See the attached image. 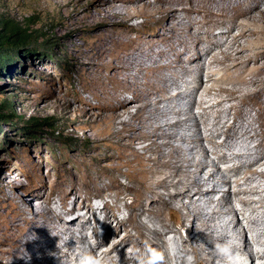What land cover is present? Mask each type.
Wrapping results in <instances>:
<instances>
[{
	"label": "bare ground",
	"instance_id": "obj_1",
	"mask_svg": "<svg viewBox=\"0 0 264 264\" xmlns=\"http://www.w3.org/2000/svg\"><path fill=\"white\" fill-rule=\"evenodd\" d=\"M91 1L86 9L75 15L69 26L78 29L101 25L113 27L116 24L128 26L129 21L140 14L138 8L142 9L145 5L141 0L139 5L130 4L134 0ZM207 5H218L209 9L213 17H206L188 27L176 18L181 6L166 2L158 7L162 17L154 21L159 27L167 29L164 36L128 40L125 50H116L126 41L122 38L124 35L114 36L115 29L102 35L92 31L97 38L92 46L95 44L101 52L84 55L96 62L89 72L100 75L101 67L108 65L111 67L107 75L110 80L121 82L122 77L127 80L120 89L106 86L102 95L95 92L94 97L101 101L100 112L92 117L90 124L91 136L95 140L112 141L123 148L120 157L115 155L117 163H113L111 170L115 178L130 177L131 183H125L130 185L129 192H110L113 203L106 199L103 206L99 205L97 209L105 213L109 228L105 240L110 238L114 223L120 229L117 238L122 231L125 236L100 250L99 243L89 242L86 234L90 232L85 225H82L84 234L80 235L76 224H72L78 217L71 215L72 209L66 202L60 208L54 207L51 201L41 200V195L34 192L28 197H20L23 206L0 239V264H83V261L97 258L99 264H171L168 259L176 258V253L172 254L167 249L166 236L171 228L169 214L177 216L182 227L189 224L187 234L191 237L190 245L194 248L197 264H213L218 257L226 264H239L244 253L253 260L251 264H257L261 256L263 260L260 264H264V242L260 240L264 234V227L261 226L264 219V76L249 73L248 78L245 72H232L226 68L228 61H255L257 67H264V0H207ZM207 22L212 23V27L205 29ZM229 22L232 26L226 31H213L215 27ZM236 27H241L242 31L234 34ZM203 34H207L206 39ZM231 34L234 39L228 44L227 36ZM243 39L253 44V48L243 46ZM177 43L180 49L176 48ZM171 52L175 58L170 57L164 62ZM245 52H250V55H243ZM198 59L204 60L203 65L195 70L191 64ZM207 63L218 65L217 68L221 66L223 72L218 75L219 78L215 77L218 72L208 65V77L214 81L210 86H205L203 79ZM178 68L187 75L195 74L187 82L188 90L180 87ZM167 69L172 70V78L165 75ZM262 73L264 69L259 74ZM141 75H144V82ZM226 79L231 81V86H216L218 80ZM251 86H254L253 90L249 89ZM174 90L177 92L173 93ZM213 91H216V97L208 99ZM127 92L132 93V99ZM255 97L259 98L256 103L250 101ZM188 98L193 103L186 109L184 105ZM196 101L202 109L199 114L193 111ZM173 103L182 107L174 108ZM245 105L257 110L255 115L243 113ZM232 111L239 119L235 117L233 121H222L221 114L226 112L230 115ZM203 116H213L215 124L222 123V131L210 136L202 135L200 118ZM256 123L260 129L254 126ZM238 125L239 131L230 134V130L237 129ZM222 135H225L222 142L215 140L214 137ZM205 140L233 152H214L217 156L209 161L211 150L205 145ZM241 143L246 144L244 149L240 147L235 151L233 145ZM186 144H190V148ZM220 163L229 166L222 168ZM194 164L198 165L196 171H192ZM122 166L128 167L127 172L121 170ZM232 173L240 174V177L232 181ZM223 186L228 187V196L226 199L217 198ZM100 194L99 197L104 198L103 192ZM129 195L133 196V201L124 206L129 209V216L121 219V203ZM254 195L263 198L256 199L252 197ZM236 201L242 204L240 208ZM43 202L48 206L42 207ZM212 204H216L217 210L209 211L208 218L206 210ZM225 204L229 205L228 211L223 209ZM115 208L119 209V214L113 213L110 217L109 211ZM239 212L243 214V220L237 219L234 224L233 238L239 243H231L234 242L232 236L215 238L210 218H228L237 216ZM259 212L260 216L256 214ZM255 214L259 217H254ZM251 232L253 235L247 236ZM176 233L182 236L181 229ZM211 239L217 240L216 247H206V241ZM130 241L140 250L124 252L122 246ZM75 242L80 245L75 246ZM229 242L231 244L228 245ZM224 246L226 251H223ZM238 250L239 258L233 257ZM189 263L185 258L182 261V264Z\"/></svg>",
	"mask_w": 264,
	"mask_h": 264
},
{
	"label": "rangeland",
	"instance_id": "obj_2",
	"mask_svg": "<svg viewBox=\"0 0 264 264\" xmlns=\"http://www.w3.org/2000/svg\"><path fill=\"white\" fill-rule=\"evenodd\" d=\"M117 1L121 2L120 0ZM139 1L134 0L130 4L139 5ZM141 2H145V5L142 9L138 8L140 14L132 18L128 26L116 24L113 27L101 25L95 28L87 26L78 29L75 26H69V22L75 18L78 12L87 8L92 3L91 0H0V27L6 25L7 30L19 29L22 30V34L29 35L28 40L22 43L20 48L15 47L9 50L3 48L0 51L5 55L0 60V66H2V70H0V106L2 107H0V113L4 115L0 116V239L4 237L10 221L23 206L20 197H28L34 192L41 195V200L51 201L54 207L60 208L62 203L66 202L72 209L71 215L78 217L71 223L76 224L80 235L84 234L85 229L82 225H85V228L87 227L90 232L89 235L86 234L89 242L91 244L99 243L101 245L100 250L109 247L125 236L126 233L122 231L117 238L120 229L114 223V227L110 231V238L105 240L107 234L109 235V228L106 224L105 213L97 209L99 205L103 206L106 199L113 203L114 199L109 196L110 192L114 190L129 192L130 185L125 183H131L130 177L115 178V174L111 170L113 163H117L118 158L115 155L120 157L123 154V148L120 145H114L112 141L95 140L91 136L90 124L92 117L100 112L99 104L101 101L94 97L95 92L102 95L106 86L111 89H120L124 83H127V80L123 77L120 78V76L118 77L121 82L110 80L107 75L111 71V67L108 65L101 67L100 75L89 72V68L94 66L96 62L88 60L84 55L101 52V49L95 44L94 47L92 46V42L97 39L93 36L92 31L102 35L115 29L114 36L124 35L122 38L126 42L116 48L117 51H120V49L125 50L128 47V40L139 41L153 36L158 38L164 36L167 29L159 27L154 21L162 17L158 7L165 5L166 2L181 6V9L177 11L176 18L182 20V23L188 27L206 17L211 19L213 14L210 13L209 9H215L218 6L207 5V0H141ZM132 24L139 27L132 28ZM204 26L205 29H208L209 26L212 27V23L207 22ZM230 26L232 24L229 22L226 25L215 27L213 31H226ZM241 31L242 28L238 27L234 34ZM203 36L206 39L207 34H203ZM250 38L253 37L250 36ZM227 39L229 44L233 41L234 36L231 34L227 36ZM241 44L249 46L250 49L254 46L246 43L245 39L241 41ZM176 48H181L179 43L176 44ZM244 54L245 56L250 55V52ZM170 57L175 58L173 52L166 55L164 62H167ZM203 61L198 59L191 65L196 70L198 66L201 68ZM207 61L209 62V59ZM237 62L228 61L226 68L232 72H245L248 78L250 77L249 73L258 74L260 77L264 76V73L259 74L264 67H257L258 64L255 61ZM207 66L203 73V79L205 86H210L214 81L208 77L209 68L212 67L218 72L215 77L221 76L223 72H221L220 65L219 68H217L218 65ZM167 70L164 71L165 75L172 78V70L174 71V69ZM178 72V76L181 78L180 87L188 90L187 82L189 79L192 80L195 74L189 73L190 77L189 74L181 71V68H178ZM143 76L141 75L142 82L145 81ZM231 85L232 83L228 79L216 82L217 87ZM249 89L253 90L254 86ZM174 92L176 93L177 90ZM126 94L129 98H133L132 93L127 92ZM212 97H216V91H213L207 98ZM199 98L201 97L198 96V101L201 100ZM258 100V97L250 98L253 103ZM192 103L188 98L184 107L188 109ZM135 105H133V110ZM194 105V113L199 114L202 111L199 102L197 104L196 101ZM175 106L178 109L182 107L173 103L172 107L175 108ZM225 106H229V103H225ZM244 108L243 113L250 112L255 115L257 111L251 109L249 105H245ZM51 117L53 119L48 121L52 122V126L39 125ZM235 117L234 111L230 115L226 112L221 114L222 121L226 119L233 121ZM200 119V127L204 136H210L211 133H217L223 129L222 123H214L213 116H203ZM254 126L260 129L259 124L256 123ZM239 127L240 125L237 129L230 130V134L239 131ZM190 133L194 132L191 131ZM214 138L218 142H222L225 135ZM204 143L211 150L209 161L217 156L214 152H233V150L218 147L207 140ZM186 146L190 148L191 145L186 144ZM245 146L246 144L243 145L242 143L233 145L235 151L240 147L244 149ZM220 166L227 168L229 164L220 163ZM197 169L198 165L194 164L192 171ZM121 170L127 172L128 167L122 166ZM239 175L232 173V181L236 180V177H240ZM227 189L228 187L223 186L217 198L226 199L228 196ZM101 192H103L104 198L99 197ZM252 197L263 198L258 195ZM132 198L133 196L129 195L121 203L122 209L119 211L115 208L114 211H109V216L111 217L113 213L119 211L120 218L126 219L129 216V209L124 206L125 203L132 202ZM235 203L239 208L242 206L238 201ZM122 204L124 205L122 206ZM47 206L48 204L43 202L42 207ZM93 206L96 207L91 208ZM223 209L228 211L229 205L225 204ZM216 210V204H212L208 211L206 210V216L209 218V211ZM256 214L261 215L260 212ZM256 214L254 217L258 216ZM167 217L171 223V228L166 236L169 245L167 249L172 254L176 253V258L168 259V263L182 264L185 258L188 263L190 262L189 264H197L193 253L194 248L190 245L191 237L187 234L189 224L182 227L177 216L171 217L169 214ZM226 218L219 216L210 218V224L216 232L215 238L232 236L231 240L234 242L231 243L237 244L239 240L233 239L235 237L234 224L237 219L243 220V214L239 212L237 216L231 215ZM102 221L105 233L101 236L99 229ZM62 222L64 223V221ZM244 222L246 224V220ZM150 225L152 226L151 223ZM261 226L264 227V219ZM179 229H181L182 236H178L176 233ZM252 235V232L247 234L249 237ZM260 240L264 242V234ZM206 242V247L217 246L216 239ZM231 243L229 242L228 245ZM74 245L79 246L80 243L75 242ZM226 246L223 247L224 250H221L226 251ZM122 247L126 253L140 250V247H134L131 241L126 242ZM239 248L241 249L242 246ZM119 249L121 248L119 247ZM238 252L239 250L233 257L239 258ZM226 258L227 256L224 257V259ZM217 259L213 264H226L223 259L219 257ZM262 260L263 257L261 256L256 263L260 264ZM99 262L97 258L94 261H83V264H99ZM252 262L253 260L249 255L244 253L239 264H251Z\"/></svg>",
	"mask_w": 264,
	"mask_h": 264
},
{
	"label": "trees",
	"instance_id": "obj_3",
	"mask_svg": "<svg viewBox=\"0 0 264 264\" xmlns=\"http://www.w3.org/2000/svg\"><path fill=\"white\" fill-rule=\"evenodd\" d=\"M28 38H29V35L22 34V30H19V29L7 30L6 25L4 27H0V49H1L0 51H2L3 48L7 50L14 49L15 47L20 48L22 43L26 42ZM4 56L5 55H3V53L0 52V60ZM0 70H2V66H0ZM0 116H4V115L0 113ZM52 119L53 117L47 118L44 120L45 122H41L39 125L52 126V122L48 121Z\"/></svg>",
	"mask_w": 264,
	"mask_h": 264
},
{
	"label": "clouds",
	"instance_id": "obj_4",
	"mask_svg": "<svg viewBox=\"0 0 264 264\" xmlns=\"http://www.w3.org/2000/svg\"><path fill=\"white\" fill-rule=\"evenodd\" d=\"M98 224H99V223H98ZM99 226H100V224H99ZM100 229H101V226H100ZM100 229H99V231H100ZM100 235L102 236L101 231H100ZM160 259H162V257H160Z\"/></svg>",
	"mask_w": 264,
	"mask_h": 264
}]
</instances>
